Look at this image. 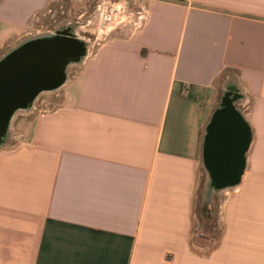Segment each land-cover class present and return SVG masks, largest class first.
<instances>
[{
    "label": "crops",
    "instance_id": "0c3cea01",
    "mask_svg": "<svg viewBox=\"0 0 264 264\" xmlns=\"http://www.w3.org/2000/svg\"><path fill=\"white\" fill-rule=\"evenodd\" d=\"M50 1L0 0V58ZM228 86L240 165L209 144ZM49 102L0 148V264H264V0H149ZM200 185L219 201L208 243Z\"/></svg>",
    "mask_w": 264,
    "mask_h": 264
},
{
    "label": "water",
    "instance_id": "95a60500",
    "mask_svg": "<svg viewBox=\"0 0 264 264\" xmlns=\"http://www.w3.org/2000/svg\"><path fill=\"white\" fill-rule=\"evenodd\" d=\"M77 26L65 24L52 33L27 38L0 58V148L9 144V128L19 112L30 111L39 92L60 89L67 82L66 68L80 65L87 56V43L75 34ZM239 99L237 92L228 86L211 123L209 144L214 146L222 137L226 141L222 152L228 161L237 159L240 165L249 135L232 107ZM208 157L215 182L233 179L231 166H222L214 150L208 151Z\"/></svg>",
    "mask_w": 264,
    "mask_h": 264
},
{
    "label": "rangeland",
    "instance_id": "374dc122",
    "mask_svg": "<svg viewBox=\"0 0 264 264\" xmlns=\"http://www.w3.org/2000/svg\"><path fill=\"white\" fill-rule=\"evenodd\" d=\"M148 3L149 0H51L46 10L34 21L23 40L52 33L62 23L85 24L84 28L78 31V37L87 43V53L90 54L110 38L129 36L139 29L145 20ZM75 68L72 69L70 77L73 75ZM57 93L58 91L44 96L42 98L44 103L39 101L37 108L42 112L49 110L50 107H47L48 101H55ZM20 120L21 118L17 119L15 127H13L9 143L16 136L15 131L25 129L23 121ZM201 202H208V205L205 204V207H201ZM207 206L209 207L207 208ZM218 207V199L211 193L204 192L203 187L200 185L196 201V212L199 220L196 223V232L197 234L206 232L201 235L202 238H206V240H201L203 243L211 242L215 237V235L208 234L211 227H215V225L211 226V220L204 219V213L206 210L214 213L218 211Z\"/></svg>",
    "mask_w": 264,
    "mask_h": 264
},
{
    "label": "flooded vegetation",
    "instance_id": "af4514ba",
    "mask_svg": "<svg viewBox=\"0 0 264 264\" xmlns=\"http://www.w3.org/2000/svg\"><path fill=\"white\" fill-rule=\"evenodd\" d=\"M70 25L71 23L70 22H66V23H62V24H60V25H58L57 27H56V29H58V28H61L62 26H64V25ZM81 26V25H80ZM80 26H78V27H80ZM84 26H85V24H84ZM77 31H78V29H77V27H76V30H75V34L78 36V33H77ZM30 38V37H29ZM75 66L74 65H69L67 68H66V80H68L69 79V77H70V74H71V72H72V69L74 68ZM69 69H70V71H69ZM69 71V72H68ZM59 90V89H58ZM58 90H56V92L58 91ZM54 94L55 93V91L54 92H47V91H41V92H39L35 97H34V107L37 105V103L39 102V101H41L42 103H44V100H42V98L44 97V96H47V95H49V94ZM33 107V108H34ZM33 108L30 110V111H27V112H24V111H21V112H19L20 114H18V116L16 117V119H15V121L17 120V119H19V118H21V117H23V116H25V115H27L28 113H30L32 110H33ZM15 121H14V123H15ZM14 123H13V125L11 126L10 125V128H9V132H8V134H9V137L11 138V135H12V133H13V126H14Z\"/></svg>",
    "mask_w": 264,
    "mask_h": 264
},
{
    "label": "bare ground",
    "instance_id": "6f19581e",
    "mask_svg": "<svg viewBox=\"0 0 264 264\" xmlns=\"http://www.w3.org/2000/svg\"><path fill=\"white\" fill-rule=\"evenodd\" d=\"M80 25H81V26H80ZM78 26H80V27H78ZM78 26H77L78 31L81 30L82 28H84V24H78ZM106 30H107V29H106ZM78 31H77V33H78ZM69 71H70V69H69ZM69 71H68V72H69Z\"/></svg>",
    "mask_w": 264,
    "mask_h": 264
}]
</instances>
